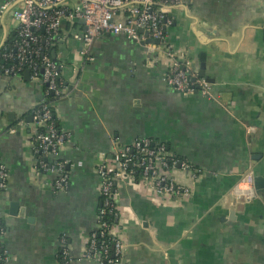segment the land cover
Wrapping results in <instances>:
<instances>
[{
  "label": "crops",
  "instance_id": "crops-1",
  "mask_svg": "<svg viewBox=\"0 0 264 264\" xmlns=\"http://www.w3.org/2000/svg\"><path fill=\"white\" fill-rule=\"evenodd\" d=\"M167 16V44L186 51L198 68L204 53L212 98L173 90L164 80L171 60L149 63L146 47L126 36H98L92 60L71 35L78 26L57 44L68 86L55 112L68 138L50 161L68 163L65 191L52 188L54 173L34 170L32 112L44 83L24 73L0 74L7 264H66L64 251L80 258L70 264H98L82 258L98 226L97 167L116 144L137 137L166 143L202 173L194 180L173 172L192 189L186 199L159 198L126 178L116 182L113 224L126 242L123 264H264V189L250 192V179L264 177V0H183ZM17 30L12 11L3 13L0 50Z\"/></svg>",
  "mask_w": 264,
  "mask_h": 264
},
{
  "label": "built area",
  "instance_id": "built-area-1",
  "mask_svg": "<svg viewBox=\"0 0 264 264\" xmlns=\"http://www.w3.org/2000/svg\"><path fill=\"white\" fill-rule=\"evenodd\" d=\"M182 3L183 0H5L0 8V21L6 8L16 4L12 16L18 23V30L10 43L0 50V74H23L28 69L31 78L44 83V98L32 112L35 127L32 151L36 156L35 172L55 174L50 181L55 192L65 191L71 184L68 163L50 161L51 157L59 155L68 138L64 127L59 128L52 120L53 111L57 102L65 97L68 84L61 75L59 63L35 44L42 41L50 47L65 42L69 35L60 34L63 22L73 25L83 20L84 23L78 25L79 30L71 35L78 41L83 35L80 53L86 59L94 58L91 51L98 36L104 33L126 36L146 47L149 63H157L163 56L171 60L164 80L173 90L212 98V84L200 76L197 62L186 51H176L166 42V27L171 23L167 8ZM40 29L41 34L38 33ZM149 38L160 39V43L146 42ZM11 61L12 64L6 65ZM49 95L53 98L49 99ZM176 169L191 173L194 180L202 173L189 160L174 154L166 143L151 137H137L131 142L116 144L112 156L102 155L97 167L102 206L98 209L97 229L90 234L82 258L98 264H123L126 242L115 225L105 219L110 214L119 215L114 202L116 182L126 178L144 184L159 198L186 199L191 196L192 189L176 179L173 173ZM8 177L9 170L0 159V190L6 188ZM250 181V192L256 196L253 179ZM4 216L5 210L0 208V221ZM4 230L0 225V264H7L9 258L3 242ZM110 241L114 244L111 258ZM63 256L67 260L65 263L70 264L72 257L66 251Z\"/></svg>",
  "mask_w": 264,
  "mask_h": 264
},
{
  "label": "trees",
  "instance_id": "trees-1",
  "mask_svg": "<svg viewBox=\"0 0 264 264\" xmlns=\"http://www.w3.org/2000/svg\"><path fill=\"white\" fill-rule=\"evenodd\" d=\"M78 25H79V23H76V24H73L72 25L68 21H64L63 24H62V26H61L60 34H65V31H66V33L70 35L72 29L73 28L75 29V27L78 26ZM38 33L41 34V33H43V31L40 29V30H38ZM35 45L36 46L37 45L38 46H41L43 48V53H48L57 62V58L55 57L56 55L53 54V51L54 50L58 51V45L57 44H56V46L47 47L45 44L42 43V41H38ZM39 60L40 59H38V63L41 64V62ZM12 63H13V61L7 62L6 65H9V64H12ZM48 98L49 99L50 98L52 99L53 96L49 95ZM52 120L55 122L56 126H58L59 128H62L61 122H60L59 118L56 115L55 109L53 111V118H52ZM101 206H102V203L100 204V207ZM105 219L109 223L113 224L116 221V216H114V214H110ZM0 225L5 228L4 231L6 232V227H5V224L3 223V221H0ZM98 240L101 241V238L99 237ZM109 248H110V254H109V256L111 258V257H113V253H114V244L111 241L109 243ZM71 257H72V260H75V261L77 260V258H74L73 256H71ZM60 258H61V261L62 262H63V260L65 261V258L63 256V253L61 254Z\"/></svg>",
  "mask_w": 264,
  "mask_h": 264
},
{
  "label": "water",
  "instance_id": "water-1",
  "mask_svg": "<svg viewBox=\"0 0 264 264\" xmlns=\"http://www.w3.org/2000/svg\"><path fill=\"white\" fill-rule=\"evenodd\" d=\"M15 5H16V4L9 6V8H7V10H6L7 12L4 11V16H6L8 12H11ZM80 22H81V24L84 23L83 20L80 21ZM80 41H81L82 43L84 42V40H83V35L81 36V40H80ZM146 42L160 43V39H152V38H149L148 40H146ZM53 54H54V55L56 54V50L53 51ZM24 74H25L26 76H28V75L30 76V71L27 69V70H25ZM199 74H200V76L205 77L207 80L210 81V79H209V77H208V75H207V73H206V58H205L204 53L201 54V57H200ZM211 82H212V81H211ZM253 180H254V188H255V189L258 191V193L260 194V193H261L260 190H261V189H264V177H262V176H255V177H253ZM13 208H14V206H13ZM11 212H12V211H11ZM15 214H16V212H15Z\"/></svg>",
  "mask_w": 264,
  "mask_h": 264
}]
</instances>
